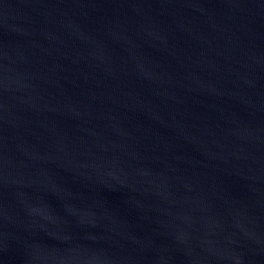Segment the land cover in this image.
<instances>
[{
    "label": "water",
    "instance_id": "95a60500",
    "mask_svg": "<svg viewBox=\"0 0 264 264\" xmlns=\"http://www.w3.org/2000/svg\"><path fill=\"white\" fill-rule=\"evenodd\" d=\"M0 264H264V0H0Z\"/></svg>",
    "mask_w": 264,
    "mask_h": 264
}]
</instances>
